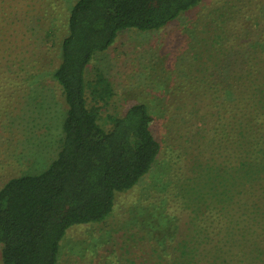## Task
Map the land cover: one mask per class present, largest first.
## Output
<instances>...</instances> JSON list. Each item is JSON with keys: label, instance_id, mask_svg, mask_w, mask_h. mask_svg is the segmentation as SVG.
Masks as SVG:
<instances>
[{"label": "trees", "instance_id": "trees-1", "mask_svg": "<svg viewBox=\"0 0 264 264\" xmlns=\"http://www.w3.org/2000/svg\"><path fill=\"white\" fill-rule=\"evenodd\" d=\"M201 2L77 0L71 6L59 63L52 73L66 105L59 150L46 170L14 177L0 188L2 264H58L67 230L103 222L113 211L116 195L130 191L151 171L161 148L148 106L134 104L122 115L109 116L110 128L104 129L98 102H105L113 92L98 74L90 92L94 104L89 105L86 70L121 31L160 30ZM191 48L186 55L189 52L196 59ZM18 59L17 67H11L16 65L13 61H0V85L4 76L3 82L19 86L37 75L27 70L26 58L18 55ZM229 66L230 84L214 80L217 73L205 65L199 84L188 86L190 96L204 98L218 124L222 119L224 135L216 150L223 151L224 139L228 155L224 160L221 154L214 158L206 143L191 153L188 172L180 170V180L168 188L165 211L176 218L177 233L157 238L148 231V236H137L134 242L141 245L123 250L128 264H264V250L248 249L245 242L250 241H243L256 231L251 216H255L258 181L254 166L264 159V78L240 64ZM224 94L230 101L223 100ZM226 125L232 128L230 134ZM177 208L183 214H177ZM236 243L237 253L229 249ZM230 252L236 255L231 257Z\"/></svg>", "mask_w": 264, "mask_h": 264}, {"label": "rangeland", "instance_id": "rangeland-1", "mask_svg": "<svg viewBox=\"0 0 264 264\" xmlns=\"http://www.w3.org/2000/svg\"><path fill=\"white\" fill-rule=\"evenodd\" d=\"M76 1L0 0V61H13L16 65L11 67H17L19 55L26 58L27 70L37 73L27 84L3 82L4 76L0 85V188L14 177L46 170L59 150L66 105L52 73L59 63L68 12ZM209 13L211 17H205ZM190 46L196 59L189 52L186 55ZM232 63L259 71L264 78V0H202L160 30L121 31L108 50L94 56L86 70L88 104H94L90 92L98 74L113 92L105 102H98L101 126L109 129V116L146 104L161 150L151 171L130 191L116 195L113 211L103 222L67 230L58 264H128L123 250L140 246L134 242L137 236L148 231L157 238L177 233L176 218L165 211L169 185L180 180V170L188 172L191 153L204 143L210 145L214 158L221 154L224 160L229 152L224 139L223 151L216 150L224 135L222 119L218 124L204 98L190 96L188 86L199 84L205 65L217 73L214 80L232 83ZM222 98L230 101L225 94ZM231 129L226 125L228 133ZM254 169L258 181L251 217L256 231L243 241H250L245 242L248 249L260 252L264 250V159L256 161ZM237 247L236 243L229 249L237 253ZM1 249L0 245V264Z\"/></svg>", "mask_w": 264, "mask_h": 264}]
</instances>
